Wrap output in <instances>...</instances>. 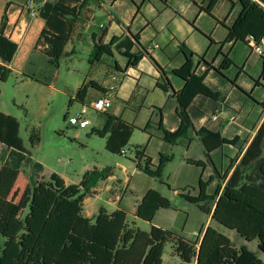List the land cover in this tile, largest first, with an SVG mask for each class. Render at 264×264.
<instances>
[{
  "label": "trees",
  "instance_id": "trees-1",
  "mask_svg": "<svg viewBox=\"0 0 264 264\" xmlns=\"http://www.w3.org/2000/svg\"><path fill=\"white\" fill-rule=\"evenodd\" d=\"M92 1L33 0L34 13L44 22L35 50L40 46V53L51 66L57 68L63 57L76 54L74 48L70 52L66 48L82 37ZM217 1L206 0L200 7L201 11L212 15ZM258 1L240 0L241 14L227 28L228 36L224 44L234 41L246 43L250 39L261 44L264 40V7ZM7 25L8 16L5 12L0 25L2 83L7 82L12 75L8 66L13 63L18 51V44L6 35ZM134 47L139 48V52H132ZM181 52L186 60L185 65L172 72H166L154 62L160 73L156 87L175 100L176 115L180 121L177 130L168 131L163 123V111L155 108L159 117L157 125L167 144L177 145L182 140L192 142L195 138L201 141L207 162L187 159L188 164L200 168H206L208 163L214 166L211 154L227 145L240 151L239 139H228L220 132L207 128L197 130L190 108L198 96L219 101V93L205 83L207 72L214 69L223 76V71L233 63L227 59L224 67L216 69L202 58V63L210 66V69L199 74L194 63L195 53L185 45L181 46ZM115 53L126 59L125 70L117 62L113 65L115 70L123 74L130 68H137L140 61L149 56L140 44V37L129 33L124 37H114L109 44L95 43L90 63H103L105 56L114 57ZM262 59L261 79H264V56ZM24 76L40 82L34 75ZM169 76L183 82L181 90H174ZM90 89L103 94L108 92L97 82L90 81L78 90L75 100L84 104ZM1 95L0 90V98ZM261 106L264 107V103ZM103 114L106 115L103 128H93L90 135L106 139V149L110 153L123 155L122 151L129 146L137 127L108 112ZM67 119L65 115L64 120ZM151 125L152 121L144 130L148 131ZM20 134L17 119L0 116V141L5 145L1 159L7 157L0 169V226L21 170L28 165L34 169L18 201L19 207L28 209L29 213L17 223L11 237L0 246V264H164L168 244L172 245V253L179 258L180 264H264L253 251L244 247L237 248L228 236L212 226H208L204 234L202 232L200 241H191L173 231L154 226L157 213L172 208L171 201L156 189L146 193L134 214L136 220L151 224L149 232L138 228L135 221H129L131 214L125 209L108 213L101 208L96 217H86L85 200L94 197L96 192L92 189L98 181L107 179L111 172H87L80 184L71 185L53 173L48 185L41 183L38 177L43 171V165L33 162ZM30 140L33 148L40 144L38 131L33 130ZM135 150L134 163L137 168L166 185L164 172L173 157L160 153L159 163L155 165L153 158L146 155V148L136 146ZM236 162L237 159H232L224 173L215 168V176L207 180L201 177L198 195L186 193V189H183L179 196L196 205L212 221L236 231L246 242L257 241L258 249L264 253V121L237 165ZM216 181V190L209 193V188Z\"/></svg>",
  "mask_w": 264,
  "mask_h": 264
},
{
  "label": "crops",
  "instance_id": "crops-1",
  "mask_svg": "<svg viewBox=\"0 0 264 264\" xmlns=\"http://www.w3.org/2000/svg\"><path fill=\"white\" fill-rule=\"evenodd\" d=\"M205 1L93 0L89 7V15L83 25V41L81 42L83 44L89 42L90 47L93 46L94 49L95 43L109 44L114 37H124L129 35V33L138 35L141 46L147 50L149 56L144 57L137 68H130L123 74L115 70L111 65L102 62L91 63L93 71L89 82H97L108 92L99 95L92 94L90 102L92 103L104 96H108L110 98H119L123 103L129 102L132 107L140 108L138 102L140 100L144 102L147 94L152 93L166 105L170 104L169 112L163 115V123L165 128L172 132L177 130L180 124L176 115L177 103L174 99L157 89L156 80L160 77V73L154 62L166 72L182 68L186 60L181 52V46L185 45L195 53L194 63L195 68H198L197 73L199 74L210 69V66H205L202 63V58L216 69L224 67L227 59L233 63L229 69L223 71V76L214 69L208 70L205 83L219 93L220 99L219 101H213L203 96H198L190 108V114L197 130L207 128L214 132H220L228 139L238 138L240 151L236 147L227 145L221 150L212 153L211 158L214 166L208 163L206 168H201L203 173L195 178L198 184L201 177L205 179L204 175L206 176L208 171V177L215 176V168L217 170L220 169L224 173L232 159H237V165L264 121V107L261 106L264 103V79H261L263 71L262 57L264 55L257 54L248 42L234 41L224 44L228 36L227 28H230L241 14L242 6L240 0H218L212 15L201 11L200 7L204 5ZM262 1L264 2V0ZM31 2L33 0H0V25L6 12L8 16L6 35L18 44L16 57L13 63L8 66L13 73L15 71H24L31 57L41 54V47L38 46L36 50L35 47L44 27V22L33 14L35 6L34 4L31 5ZM258 2L264 7V3ZM260 45L264 51V40ZM132 52H139V48L134 47ZM22 55H24V58L21 57ZM126 64L127 62H125V67ZM120 67L124 69L121 65ZM169 78L175 91L182 89L183 82L181 80L173 76H169ZM0 83L2 82L0 81ZM112 87L115 88L113 91ZM126 88H128L127 91L125 90ZM159 93H162L161 95L163 96H160ZM246 94L250 95V97ZM245 96L246 98L248 97V100H244ZM112 109L113 104L108 113L135 125L137 130L146 128L147 125L145 123H135L129 117L116 115L111 111ZM214 114H217L218 117L216 121L212 119ZM245 135L251 136L250 139H244ZM196 139L198 138L188 144L191 145ZM184 141L182 140L178 144H185ZM226 147L231 149L228 154L225 153ZM4 148V143L0 141L1 167L5 164L7 158L1 159ZM237 151L240 152L239 158L235 156ZM146 155H148L147 149ZM228 161L229 165L227 167ZM153 163L157 165L154 158ZM134 164L135 168L131 173V178L144 174L137 168L136 163ZM44 170L45 166L43 165V171L38 177L41 183H43L42 174ZM124 170L127 172L129 168L124 167ZM24 171V169L21 170L20 176ZM110 172L108 178L102 180V185L99 184L92 189L93 192H96L93 197L95 199L100 198L103 191L110 193V198L107 200L108 207L95 208L93 205L92 210L86 215V203L91 200V198H87L84 208L85 216L94 218L98 215L101 208L106 209L108 213H113L118 209H125L131 213L137 224L138 220H136L134 214L139 203L150 189L138 195L136 189L132 187L131 178L126 177L123 180L113 171ZM33 173L34 171L30 173L28 178L24 179L25 187L21 194L29 184ZM58 175L64 179L67 185L75 184L65 174L58 173ZM216 183L217 181L213 184ZM122 185L127 186V190L130 191L132 196L136 195L134 200L126 197L127 190L122 194L119 193L118 188ZM160 192L162 193V191ZM208 226H211L210 216H208V223L202 231L203 234ZM202 232H200L199 241L203 237ZM173 258L177 260V264H180L178 257L173 255ZM165 262L164 255V264Z\"/></svg>",
  "mask_w": 264,
  "mask_h": 264
},
{
  "label": "rangeland",
  "instance_id": "rangeland-1",
  "mask_svg": "<svg viewBox=\"0 0 264 264\" xmlns=\"http://www.w3.org/2000/svg\"><path fill=\"white\" fill-rule=\"evenodd\" d=\"M82 41L80 37L67 46L66 51L70 52L75 48L77 52L75 55L63 57L57 68L51 66L45 56L37 54L31 57L24 71H15L7 82L0 83L2 92L0 116H12L18 120L20 135L25 148L31 153L33 162L45 166L42 181L47 185L53 173H63L75 184H80L87 172L93 173L95 170L100 174L113 171L123 180L126 177L131 178L135 168L136 146L146 148L147 154L155 159L156 164L159 163L160 153L172 156L173 161L168 163L164 172V180L170 187L145 174L132 177V187L136 189L138 195L148 189L160 190L171 201L172 208L161 210L155 219L154 226L173 231L185 239L198 241L199 237L195 236V232L203 231L208 223V215L200 211L196 205L181 198L179 193L183 189L192 195L199 193L195 178L203 173V169L189 165L186 160L207 161L203 144L199 139L191 145L187 140L184 141L185 144L165 143L157 125L158 117L155 108L161 109L165 115L170 110V104L166 105L152 93L147 94L144 102L141 100L138 102L140 108L132 107L129 102L123 103L119 98H111L113 104L111 111L116 115L129 117L131 121L139 124L148 125L152 121L148 131L143 128L134 132L129 146L125 149L126 155L110 153L106 149V139L90 135L93 128H103L106 121L105 114L89 110L86 118L91 124L88 127L80 128L71 125L69 118L78 116L83 107L90 106L92 94H101L98 90L90 89L84 104L75 100L78 90L89 83L93 71V65L90 63L93 46L90 47L89 42L83 44ZM116 62L125 69L126 59L118 53H115L114 57L105 56L103 59L104 64L111 66ZM24 75H34L40 82L28 79ZM125 90L127 91L128 88ZM159 94L163 96L162 93ZM247 98L245 96L244 100H248ZM65 115L68 116L67 121L64 120ZM33 130L38 131L41 139L40 144L34 148L30 140ZM250 137L245 135L244 139L249 140ZM230 151L229 147L225 148V153L228 154ZM239 155L240 152L237 151L236 158H239ZM228 165L229 161L227 167ZM124 167L129 168V171L125 172ZM23 169L25 171L17 181L9 208L0 226V246H3L4 242L11 237L17 223L29 213L28 209L19 207L18 201L25 187L24 179L28 178L34 169L31 165ZM208 173L209 171L206 176L204 175L206 180L210 178ZM101 183L102 180L98 181L97 186L102 185ZM216 186L217 183L213 184L209 188V193H213ZM126 190L125 185L118 188L121 194ZM126 197L134 200L136 195L132 196L127 190ZM109 198L110 193L107 191H103L98 199L91 198L86 203V215L92 210L93 205L95 208L108 207ZM129 221H134L132 215H129ZM211 226L228 236L237 248L244 247L253 251L264 262V253L258 249L257 241L248 243L236 231L229 230L212 220ZM137 227L149 232L151 224L138 220ZM165 260V264H177V260L173 258L171 244L166 246Z\"/></svg>",
  "mask_w": 264,
  "mask_h": 264
},
{
  "label": "built area",
  "instance_id": "built-area-1",
  "mask_svg": "<svg viewBox=\"0 0 264 264\" xmlns=\"http://www.w3.org/2000/svg\"><path fill=\"white\" fill-rule=\"evenodd\" d=\"M31 5H33V2H31ZM33 14L35 15L34 12H33ZM248 43H250L252 49L257 54H259L261 56L264 55L263 48L261 47L260 44H257L253 39H250ZM196 72H198V68H196ZM114 89L115 88L112 87V91ZM111 106H112L111 98L108 97V96H104V97L92 102L89 107H83L82 111L78 114V116L69 118V123L71 125H74V126H79L80 128H86V127H88L91 124L90 120H88L86 118L89 110H92V111H95V112H99V113H106V112L109 111ZM212 119L216 121L218 119L217 114H214L212 116ZM122 154L126 155L127 151L123 150ZM195 236L200 238L201 237V233L195 232Z\"/></svg>",
  "mask_w": 264,
  "mask_h": 264
},
{
  "label": "bare ground",
  "instance_id": "bare-ground-1",
  "mask_svg": "<svg viewBox=\"0 0 264 264\" xmlns=\"http://www.w3.org/2000/svg\"><path fill=\"white\" fill-rule=\"evenodd\" d=\"M28 48V47H27ZM22 58H24V55L21 56Z\"/></svg>",
  "mask_w": 264,
  "mask_h": 264
}]
</instances>
